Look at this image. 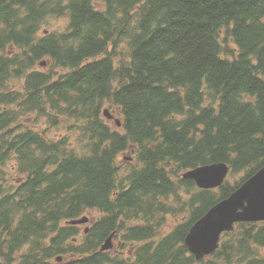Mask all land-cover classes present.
Wrapping results in <instances>:
<instances>
[{"label": "trees", "instance_id": "trees-1", "mask_svg": "<svg viewBox=\"0 0 264 264\" xmlns=\"http://www.w3.org/2000/svg\"><path fill=\"white\" fill-rule=\"evenodd\" d=\"M0 109V264H264V222L185 245L264 167V0H0ZM215 163L219 189L183 178Z\"/></svg>", "mask_w": 264, "mask_h": 264}, {"label": "water", "instance_id": "water-1", "mask_svg": "<svg viewBox=\"0 0 264 264\" xmlns=\"http://www.w3.org/2000/svg\"><path fill=\"white\" fill-rule=\"evenodd\" d=\"M115 123L122 127L119 119H115ZM125 159L130 160L127 157ZM228 173L226 164H213L194 169L184 177L194 180L202 189H215L224 184ZM257 221H264V167L232 196L213 207L198 221L192 227L185 243L191 253L201 260L218 248L221 234L231 231L234 223ZM86 222L87 220H79L73 224ZM110 249L112 238L106 241L102 251Z\"/></svg>", "mask_w": 264, "mask_h": 264}, {"label": "rangeland", "instance_id": "rangeland-1", "mask_svg": "<svg viewBox=\"0 0 264 264\" xmlns=\"http://www.w3.org/2000/svg\"><path fill=\"white\" fill-rule=\"evenodd\" d=\"M66 25V21L64 19H60V20H53L50 23L49 29L50 30H55V29H63ZM170 222L172 224H176V220L174 218L170 219Z\"/></svg>", "mask_w": 264, "mask_h": 264}, {"label": "flooded vegetation", "instance_id": "flooded-vegetation-1", "mask_svg": "<svg viewBox=\"0 0 264 264\" xmlns=\"http://www.w3.org/2000/svg\"><path fill=\"white\" fill-rule=\"evenodd\" d=\"M0 115H1V109H0Z\"/></svg>", "mask_w": 264, "mask_h": 264}]
</instances>
